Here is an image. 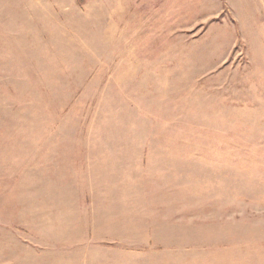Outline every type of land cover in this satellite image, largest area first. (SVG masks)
Segmentation results:
<instances>
[{"label":"rangeland","instance_id":"rangeland-1","mask_svg":"<svg viewBox=\"0 0 264 264\" xmlns=\"http://www.w3.org/2000/svg\"><path fill=\"white\" fill-rule=\"evenodd\" d=\"M0 264H264V0H0Z\"/></svg>","mask_w":264,"mask_h":264}]
</instances>
